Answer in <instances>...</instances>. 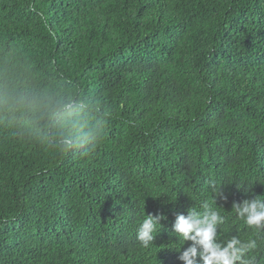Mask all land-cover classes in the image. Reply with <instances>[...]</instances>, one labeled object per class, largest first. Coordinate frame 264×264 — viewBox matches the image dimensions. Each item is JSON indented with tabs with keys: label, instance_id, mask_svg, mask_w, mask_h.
I'll return each mask as SVG.
<instances>
[{
	"label": "trees",
	"instance_id": "trees-1",
	"mask_svg": "<svg viewBox=\"0 0 264 264\" xmlns=\"http://www.w3.org/2000/svg\"><path fill=\"white\" fill-rule=\"evenodd\" d=\"M17 91L60 115L18 111ZM250 193L264 199V0H0V264H184L175 216L205 207L218 242L255 239L264 264V231L232 210ZM148 214L164 219L144 248Z\"/></svg>",
	"mask_w": 264,
	"mask_h": 264
},
{
	"label": "clouds",
	"instance_id": "clouds-1",
	"mask_svg": "<svg viewBox=\"0 0 264 264\" xmlns=\"http://www.w3.org/2000/svg\"><path fill=\"white\" fill-rule=\"evenodd\" d=\"M8 103L18 111L28 112L36 121L45 120L49 117L56 118L60 115L56 106L49 103L42 94H23L19 91L11 93L7 98ZM60 110L67 113L74 110L75 105L71 102L59 106ZM72 139L64 138L61 145L65 150L72 147ZM221 191L219 196H221ZM251 198L232 204V210L243 223L254 232L264 231V199L260 195L249 194ZM227 199V197H224ZM164 219L160 215H146L141 223L137 240L144 248H148L154 240L153 233L156 225ZM224 217L212 208L205 207L203 212L189 208L187 214H177L172 225V232L183 241L192 243L179 252L178 259L184 264H254V257H247L246 253L257 247V241L249 238L241 240L238 237L221 243L217 240L218 225L223 224Z\"/></svg>",
	"mask_w": 264,
	"mask_h": 264
}]
</instances>
